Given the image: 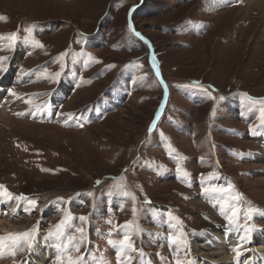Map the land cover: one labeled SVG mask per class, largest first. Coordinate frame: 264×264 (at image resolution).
Instances as JSON below:
<instances>
[{
	"label": "rangeland",
	"instance_id": "rangeland-1",
	"mask_svg": "<svg viewBox=\"0 0 264 264\" xmlns=\"http://www.w3.org/2000/svg\"><path fill=\"white\" fill-rule=\"evenodd\" d=\"M211 1L0 0V185L37 201L13 199L11 217L0 203L12 227L0 237L36 228L58 250L44 264H195L196 233H264V21L243 0ZM124 232L131 262L108 243ZM180 233L178 256L167 237ZM33 240L0 264H29L31 251L35 264Z\"/></svg>",
	"mask_w": 264,
	"mask_h": 264
},
{
	"label": "bare ground",
	"instance_id": "bare-ground-1",
	"mask_svg": "<svg viewBox=\"0 0 264 264\" xmlns=\"http://www.w3.org/2000/svg\"><path fill=\"white\" fill-rule=\"evenodd\" d=\"M226 1L227 0H212L210 3L208 2V9L215 12L220 11L222 9L221 7H224ZM243 2L244 6L248 8L246 15L251 13V11H255L258 12L260 16L259 22L264 21V0H243ZM228 13L226 12L225 15H229L231 12L229 14ZM13 201H11L12 203L10 202V205L8 206L9 211L4 213L6 215L4 217H11L12 215L20 212L22 209V203ZM1 220L0 230L4 233L9 232L12 229L10 226L11 224L2 222ZM27 228L28 226H24L18 230L24 231ZM219 229L220 233L218 230L214 229L202 231L194 235V238L190 241V255L198 260L195 264H238L235 257V249L241 245L243 255L240 257V264H264V233H262L261 230L256 229L255 234H250L248 238L245 239L244 233L242 232H235L234 230L225 231L221 228ZM41 235V233L36 234V239L32 245L33 251L36 255H38V259H34L36 262L35 264H44L45 260H48V258L51 260L53 256L58 253L56 248H49V246L46 247ZM30 258V262L28 260L27 262L32 264Z\"/></svg>",
	"mask_w": 264,
	"mask_h": 264
},
{
	"label": "snow or ice",
	"instance_id": "snow-or-ice-1",
	"mask_svg": "<svg viewBox=\"0 0 264 264\" xmlns=\"http://www.w3.org/2000/svg\"><path fill=\"white\" fill-rule=\"evenodd\" d=\"M136 35L138 37L140 36L139 33H136ZM16 37H17V34L13 33V34H11V36L8 37V39L12 40V41H15ZM32 43L34 45H36V46L43 47V45L41 44V42L39 40L33 39ZM5 59L6 58L0 57V65L3 64ZM88 59L91 60L92 57L89 56ZM152 65H153L154 68L156 67L155 59L152 60ZM2 70H3V68L0 67V71H2ZM156 75L157 76L159 75L158 71L156 72ZM55 76L59 77L60 73L59 72L55 73ZM196 87L199 88L200 85L196 84ZM9 94L12 95V96L16 95L15 92H10ZM82 126L83 125H81V127ZM154 128H155V123L153 124V129ZM99 183L100 182L97 181V184H99ZM204 191L207 192L208 189L204 188ZM212 191L214 193H219V194H222L225 191H229L230 192L231 191V186L229 185L227 189L213 188ZM128 195H129V193L124 192V196H128ZM13 199H19L21 201H27V203H28V205L30 207H36L37 206L36 199L30 198V197H27V196H23V195H21L20 197L16 198V197L13 196V194L11 192H9L6 189L5 186L0 185V203L5 202V201H12ZM234 199L236 201H239L240 200V196L236 195L234 197ZM146 203H150V201H146ZM135 212H136V209L133 208V213L135 214ZM251 215H252V210H249V218H251ZM237 217H238V213H237V211L235 209H233L231 211L230 215H227V214L225 215V219L227 220V223L230 226L238 223ZM87 219L88 218L85 217V216H80L79 217V220L81 222H85V221H87ZM175 220H177V218L174 217L171 213H169L168 216H167V221L169 223H171V222H173ZM63 223H64L63 221L60 222V223H57L55 225L56 231L49 232L48 233V237L49 238H53V237L62 236L64 234L63 232H61V228H62ZM123 228L124 229H133L134 225L132 224V222H126L125 225L123 226ZM36 231H37V229L33 228V229L29 230V231H25V232H22V233L12 234V235H9L7 237H0V254H2L3 251L6 248H9V247L17 249V250H23V248L25 246H27L28 248H31V241L34 239V234L36 233ZM243 231H244V238L247 239L249 234L253 231V229L248 227L247 225H245ZM80 232H81V234H83V228L80 229ZM167 240L172 246H174V251L177 252L178 256L180 255V250L182 248L186 247V239L184 238L183 233H180L179 235L169 234V236L167 237ZM6 241L10 242V243H6ZM108 243L110 245L114 246V247H118L120 249V252L118 253V256H124L125 259L127 261H129V262H131L132 257L130 255H127V253L129 251L130 252H136L137 251L132 237L127 232H124L122 239H120V240H112V239H110L108 241ZM241 248H242V245L238 246L235 249V257H236V260H237L238 264H240V257L243 255V252H242ZM75 251L77 253H79L80 248H79L78 245L75 247ZM12 255L14 256L15 252H13ZM141 255H142V253H141ZM82 258L83 257H81V256H77L76 258H73V256L69 254L67 256L66 261H65V259L63 257L58 258V264H80V261L82 260ZM118 264H121L120 260H118ZM176 264H191V261L185 262V261H181L180 259H177L176 260Z\"/></svg>",
	"mask_w": 264,
	"mask_h": 264
},
{
	"label": "trees",
	"instance_id": "trees-1",
	"mask_svg": "<svg viewBox=\"0 0 264 264\" xmlns=\"http://www.w3.org/2000/svg\"><path fill=\"white\" fill-rule=\"evenodd\" d=\"M39 27H41V29L43 30V33H45L46 26H45V27H43V26H39ZM43 33H42V34H43ZM87 42L90 44V40L86 39L85 43H87ZM94 103H95V102H94ZM94 103H93V104H94ZM96 105H100V104L96 103Z\"/></svg>",
	"mask_w": 264,
	"mask_h": 264
},
{
	"label": "crops",
	"instance_id": "crops-1",
	"mask_svg": "<svg viewBox=\"0 0 264 264\" xmlns=\"http://www.w3.org/2000/svg\"><path fill=\"white\" fill-rule=\"evenodd\" d=\"M56 253H57V252H56ZM55 255H56V254H55ZM55 255H54V256H55ZM54 256H53V257H54Z\"/></svg>",
	"mask_w": 264,
	"mask_h": 264
}]
</instances>
